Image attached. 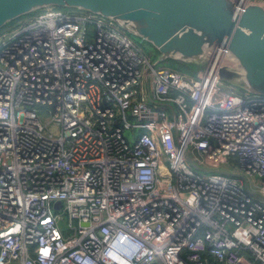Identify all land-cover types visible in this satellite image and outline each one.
<instances>
[{"label": "built area", "instance_id": "1", "mask_svg": "<svg viewBox=\"0 0 264 264\" xmlns=\"http://www.w3.org/2000/svg\"><path fill=\"white\" fill-rule=\"evenodd\" d=\"M234 62L169 71L53 6L1 33L0 264H264V95L223 87Z\"/></svg>", "mask_w": 264, "mask_h": 264}, {"label": "water", "instance_id": "2", "mask_svg": "<svg viewBox=\"0 0 264 264\" xmlns=\"http://www.w3.org/2000/svg\"><path fill=\"white\" fill-rule=\"evenodd\" d=\"M50 6L111 19L123 31L150 43L158 62L173 59L201 66L212 45H223L235 62L217 68L219 79L264 95V5L236 8L234 0H0V28Z\"/></svg>", "mask_w": 264, "mask_h": 264}, {"label": "rangeland", "instance_id": "3", "mask_svg": "<svg viewBox=\"0 0 264 264\" xmlns=\"http://www.w3.org/2000/svg\"><path fill=\"white\" fill-rule=\"evenodd\" d=\"M54 7V6H53ZM55 8H59L67 13H70V14H83V13H86V11H83V10H78V9H75V8H66V7H55ZM42 10H38V11H35V12H32V13H29V14H25V15H22L10 22H7L2 28H0V35L1 33L3 32H13L20 24H22L25 20L29 19L30 16H33L39 12H41ZM129 36L131 37V39L134 41V43H136L138 46H140L143 51L145 53H147L148 55L151 56V58L157 62V66L160 67V68H163V69H166V70H169V71H176V72H180V73H187V74H195L196 73V69L199 68L200 66L199 65H192V66H188L182 62H179V61H176V60H173V59H165L163 61H159L158 62V53L157 51L155 50V48L148 42L140 39L139 37L137 36H133V35H130ZM223 87L227 90H230V89H233L235 92L237 93H240V94H243V95H246V94H249V95H254L252 93H249L237 86H234L230 83H227V82H223L222 83ZM35 108L37 109L38 112H41V111H48V107L47 106H42V105H35ZM229 162L231 164H233V166H237L238 165V160L236 157H230L229 158ZM234 172V170L232 171ZM257 181L259 182V184H261V181L257 178Z\"/></svg>", "mask_w": 264, "mask_h": 264}]
</instances>
